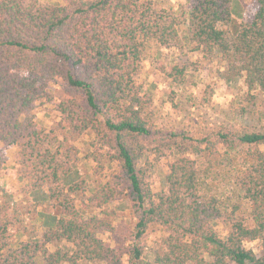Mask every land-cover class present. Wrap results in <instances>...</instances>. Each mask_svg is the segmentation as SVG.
I'll return each mask as SVG.
<instances>
[{
  "label": "trees",
  "instance_id": "16d2710c",
  "mask_svg": "<svg viewBox=\"0 0 264 264\" xmlns=\"http://www.w3.org/2000/svg\"><path fill=\"white\" fill-rule=\"evenodd\" d=\"M235 2L0 0V175L16 147L26 183L20 200L0 185V264H264V133L164 120L140 83L148 51L189 44L264 107V0L237 25ZM161 71L176 109L198 71ZM55 83L48 130L36 112Z\"/></svg>",
  "mask_w": 264,
  "mask_h": 264
},
{
  "label": "rangeland",
  "instance_id": "374dc122",
  "mask_svg": "<svg viewBox=\"0 0 264 264\" xmlns=\"http://www.w3.org/2000/svg\"><path fill=\"white\" fill-rule=\"evenodd\" d=\"M43 5H64L67 0H38ZM158 1V0H156ZM161 1V0H159ZM168 4L179 10L184 0H165ZM234 23L237 25L241 20H249L253 14V0H235ZM187 26V25H186ZM186 28V27H185ZM156 51V50H155ZM148 51L147 59L144 65L143 73L140 77L145 94L153 99L156 110L159 113L169 114L164 120L182 121L184 114H188L189 119H194L199 128L204 126L210 129L215 126H226L232 130H248L264 133V121L259 122V110L264 109L263 103L258 101L256 105L247 102L244 99L245 90L243 86L230 88L225 85L220 79L218 70L223 66L220 59H212L205 57L200 52H195L193 45L186 44L180 51L176 49H162L160 53ZM215 59V60H214ZM174 66L186 70L189 74L197 76L196 87H188L181 105L176 109L172 108V104L166 100V95L171 94L175 89L171 84L170 79L161 71L162 68L171 70ZM189 84H194L190 79ZM52 97L49 103L43 102L40 104L36 112V118L48 130L52 129L55 122L60 120V114L56 110L57 103L61 96L59 83H55L52 87ZM210 96L207 106H202L200 100L206 94ZM192 94V96H190ZM263 97V96H261ZM186 98H189L186 99ZM244 110L245 113L242 112ZM237 113V115H236ZM237 116L235 120L233 117ZM244 128H240V127ZM87 140V139H86ZM80 156L84 157L86 148L82 141L76 142ZM2 146V145H0ZM4 166L0 175V185L6 189L13 188L17 190L16 199H22L21 190L26 184L21 180V173L17 164V148L12 147L6 150L3 156ZM162 173L156 172L152 178V187L154 192H159L162 189L163 176L168 171L167 162H162ZM32 212L30 215L34 216ZM110 235H105V240H108ZM158 235L150 230L143 238L145 245V255L153 250L154 241ZM248 248H256V243H247ZM148 260H150L148 258ZM123 264L127 263V258ZM150 264H154L153 260Z\"/></svg>",
  "mask_w": 264,
  "mask_h": 264
}]
</instances>
